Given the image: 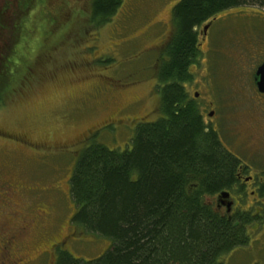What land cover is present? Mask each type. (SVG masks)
<instances>
[{
    "label": "rangeland",
    "instance_id": "374dc122",
    "mask_svg": "<svg viewBox=\"0 0 264 264\" xmlns=\"http://www.w3.org/2000/svg\"><path fill=\"white\" fill-rule=\"evenodd\" d=\"M179 1L122 0L110 21L97 26L91 22L93 0H40L27 20L37 43L18 59L37 62L0 107V233L6 236H0V264H55L56 243L83 261L112 247L72 223L70 179L89 145L123 151L140 123L159 118L156 70ZM204 26L200 65L192 68L187 91L199 94L206 125L216 127L229 152L250 168L246 177L262 178L264 97L254 75L264 62V9L222 13L206 36ZM31 35H24L21 48ZM242 199L250 241L223 257V264H264V197ZM11 237L9 254L3 242ZM11 253L16 262L9 261Z\"/></svg>",
    "mask_w": 264,
    "mask_h": 264
},
{
    "label": "trees",
    "instance_id": "16d2710c",
    "mask_svg": "<svg viewBox=\"0 0 264 264\" xmlns=\"http://www.w3.org/2000/svg\"><path fill=\"white\" fill-rule=\"evenodd\" d=\"M39 2L0 0V107L37 62L18 59L28 44L37 43L38 33L27 20ZM121 3L93 0L91 22L108 23ZM244 6L264 9V0H180L174 6V32L156 70L159 118L140 123L123 151L89 145L70 179L76 206L72 223L110 240L112 247L98 259L83 261L56 243L55 264H223V257L249 244L250 218L229 220L207 202L233 188L239 160L206 125L186 88L202 57L200 28ZM32 31L34 38H28Z\"/></svg>",
    "mask_w": 264,
    "mask_h": 264
},
{
    "label": "flooded vegetation",
    "instance_id": "af4514ba",
    "mask_svg": "<svg viewBox=\"0 0 264 264\" xmlns=\"http://www.w3.org/2000/svg\"><path fill=\"white\" fill-rule=\"evenodd\" d=\"M258 93L261 95V97H264V93H260L259 91H258ZM212 112L215 115V112L214 111H212ZM214 115L213 116L209 115V116L211 118H213ZM213 129L216 130V127H214ZM224 146H225V144H224ZM227 150L230 151L228 148H227ZM236 158L239 160V165L237 167V171L235 174V176L237 178V182L235 183V185L233 186V188L231 190H228V193L230 194V199L227 200V202L223 203V202H221L220 199L216 198V199H212V202L208 203V204H211L213 206H216V208L219 211L223 212L225 214V216H227L229 218V220H232V218H238V217L242 218L243 215L248 213V211L244 210V207L242 206V204H244V201L242 199L243 197L249 196V197L256 198L259 194H262V196L264 197V177L257 178L255 175L246 177V175L249 173L250 168L246 164L243 163L242 159H240L238 157V155ZM240 201H241V204H239ZM229 204H230V207H229ZM260 204L263 205L264 203L262 202ZM259 205H256L255 207H258ZM1 229L4 230L3 226L0 227V231H1ZM10 230H12V229H10ZM247 230H248V228H247ZM2 234H4V233H0V236L6 237ZM250 236L251 235H249V237ZM14 244H15L14 237L9 238L5 243L3 242V245L9 249V251H8L9 254H10V248L12 250L14 248ZM3 245L1 248H3ZM18 256H20V255H18ZM10 257L11 258H8L9 261L16 262L15 259L12 258V257H14L12 253H11Z\"/></svg>",
    "mask_w": 264,
    "mask_h": 264
},
{
    "label": "water",
    "instance_id": "95a60500",
    "mask_svg": "<svg viewBox=\"0 0 264 264\" xmlns=\"http://www.w3.org/2000/svg\"><path fill=\"white\" fill-rule=\"evenodd\" d=\"M213 20H216V18H214ZM212 20V21H213ZM212 21H210L208 23V25L204 26V30L202 32V35L203 36H206L207 35V32L212 24ZM254 82H255V85L257 87V90L260 92V93H264V91H261V88L264 87V62L257 68L256 72H255V75H254ZM199 94L196 93L195 95V98H198ZM214 113H210V116H213ZM218 199L221 200V202L225 203L227 202V200L230 199V194L228 192H222L219 196H218ZM229 207H230V204H229Z\"/></svg>",
    "mask_w": 264,
    "mask_h": 264
},
{
    "label": "snow or ice",
    "instance_id": "6c2138e0",
    "mask_svg": "<svg viewBox=\"0 0 264 264\" xmlns=\"http://www.w3.org/2000/svg\"><path fill=\"white\" fill-rule=\"evenodd\" d=\"M261 91H264V87L261 88Z\"/></svg>",
    "mask_w": 264,
    "mask_h": 264
}]
</instances>
